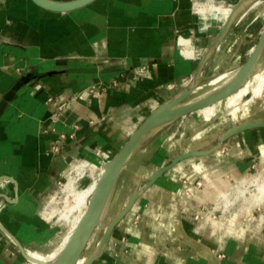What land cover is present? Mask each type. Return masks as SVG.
Instances as JSON below:
<instances>
[{
	"label": "crops",
	"instance_id": "0c3cea01",
	"mask_svg": "<svg viewBox=\"0 0 264 264\" xmlns=\"http://www.w3.org/2000/svg\"><path fill=\"white\" fill-rule=\"evenodd\" d=\"M196 1L96 0L58 13L32 0H0V221L27 253L47 256L60 242L63 231L46 210L75 164L116 153L190 83L211 86L246 62L259 40L254 21L246 20L256 6L245 11L251 1L223 0L236 12L219 36L229 16L199 12ZM263 56L252 86L264 76ZM111 80L117 88L90 93ZM50 97L68 101L60 115ZM242 101L234 108L225 101L209 119L197 112L170 123L136 150L96 233L103 235L140 187L139 197L92 264H264V210L218 227L195 219L207 202L264 172V91L247 106ZM94 117L106 122L91 127ZM241 127L247 129L232 134ZM186 154L148 188L159 170ZM254 165L261 171L248 174ZM26 262L0 228V264Z\"/></svg>",
	"mask_w": 264,
	"mask_h": 264
},
{
	"label": "water",
	"instance_id": "95a60500",
	"mask_svg": "<svg viewBox=\"0 0 264 264\" xmlns=\"http://www.w3.org/2000/svg\"><path fill=\"white\" fill-rule=\"evenodd\" d=\"M32 1L43 9L52 12L67 13L83 8L96 0H75L70 2H56L50 0ZM248 1L257 2L264 0ZM235 12L236 8L232 10L230 17L226 21L219 36H222L228 29ZM263 52L264 30L261 32L259 40L252 49V52L246 62L231 76L228 81L195 100H190V98L199 88V86L195 82L193 84L190 83L187 89L182 91L178 96L158 107L138 126V128L132 133L129 139L119 149L114 158L109 161L104 174L98 181L96 189L89 201V204L81 221L71 235L67 245L64 247L56 260L52 262H45L29 256L22 243L6 229L0 221V228L2 229L4 234L8 236L13 242H15L26 261L34 262L36 264H77L80 256L86 249L93 233L99 226L103 224L118 179L136 150L158 129L190 114L197 113L203 109L216 106L220 102H223L224 100L237 93L254 76ZM204 63L205 60L203 61L202 65ZM245 129H247V127L237 128L233 131L232 134H236ZM189 156V154L181 155L174 159L170 165L159 170L148 184V188L152 186L167 170ZM139 194L140 187L134 193L126 208L123 209L110 223L107 230L103 234L100 243L97 245V247L92 252V255L84 264H92L95 260H98L103 255L112 238L115 228L130 212L134 203L139 197Z\"/></svg>",
	"mask_w": 264,
	"mask_h": 264
},
{
	"label": "bare ground",
	"instance_id": "6f19581e",
	"mask_svg": "<svg viewBox=\"0 0 264 264\" xmlns=\"http://www.w3.org/2000/svg\"><path fill=\"white\" fill-rule=\"evenodd\" d=\"M262 2H264V1L252 2L250 4V6H248V8L245 11H249L250 9H252L253 7L257 6L258 4H260ZM213 4H216L215 0H210L207 3H200L197 0L196 1V8L198 9V11L200 10L199 12H205ZM231 12L229 14V17L231 15ZM263 30H264V28H263ZM187 47L188 46H186L185 49ZM229 76H227V77H229ZM224 78H226V75L219 76V77L215 78L214 80H212L210 82V85H215L218 82L222 81ZM252 82H253V80H252ZM253 84H254V82H253ZM201 87L202 86H200L194 92V94L197 93V91L199 89H201ZM248 89H252L253 98L261 96L263 91H264V76L262 78H260L258 84H256L255 86H252V83L248 82L237 93H235L230 98L226 99L229 101L230 106L233 108L236 107L238 105V101L243 98L244 94L247 92ZM245 105H246V103L245 104L243 103V106H245ZM200 113L205 118L209 119L210 117L217 114L216 113V106L203 109L200 111ZM115 155L116 154L111 155V153L105 152L104 157L98 156L96 162L89 160V159H85L81 163L75 164L73 166V171L76 173L77 179L76 180H72V179L68 180L67 185L64 189V191L66 193L65 208H67V210L64 211L65 210V208H64L63 212L59 214V220L61 219V220L65 221V223L68 226L71 225L70 229L67 232V233H69V235L64 239L59 251L55 255L42 256V255H38L36 253L28 252L29 256L34 257V258L39 259V260H42V261H45V262H52L56 258V256L58 257V255L62 252L64 247L67 245L71 235L75 231L76 227L78 226L79 222L81 221V219H82V217L86 211V209H85V211H83L82 207L87 208L89 201H90V199H91V197H92V195L96 189V186L98 184L99 179L104 174L109 161H111L114 158L113 156H115ZM96 164H98V165H96ZM96 169L97 170L101 169V171L97 177L93 176V173H92V171H94ZM88 172L90 173L92 182L88 186H86L85 188L79 189L77 187V184H79L80 180L82 178H84L86 173H88ZM237 202H241V203H239L240 205L244 204V207L241 206L240 210H247V209L250 210V209H253V208L261 206V205L263 206L264 205V177L262 175L260 176V174H259V177H257L256 179H254L252 181H248L246 179L240 181L236 186L233 187V189L229 193H224L222 195L220 201L218 202V206L219 207L224 206L225 207L224 209L228 210V209H230V207L232 205H235ZM48 212H50V211L48 210ZM102 227H103V224L95 230L92 237L90 238V241H89L86 249L84 250V252L80 256V259H79L77 264L86 263L89 256L87 257L86 260H84V253L87 250L90 242L92 241L96 231ZM105 227L106 226H104V228ZM100 241H99V243H100ZM99 243H97V244H99ZM27 264H36V263L28 261Z\"/></svg>",
	"mask_w": 264,
	"mask_h": 264
},
{
	"label": "rangeland",
	"instance_id": "374dc122",
	"mask_svg": "<svg viewBox=\"0 0 264 264\" xmlns=\"http://www.w3.org/2000/svg\"><path fill=\"white\" fill-rule=\"evenodd\" d=\"M208 1H210V0H207V2ZM215 1H216V4L211 5V7L208 8L207 10L215 9L216 12H219L220 13V16L219 17H222L223 19L226 18V16H229V14L231 12L230 10H232V8L228 7L226 5V2L223 1V0L222 1L221 0H215ZM232 1L233 2H230V3H227V4L234 6L235 0H232ZM223 19H222V21H223ZM246 20H248L249 22L252 21V20L254 21V27L257 28L256 29V38L259 39V37L261 35V31L264 28V2L262 4H260L259 6H256V8L253 9L252 11H250L248 13V15H247ZM200 49H202V48H198V52H200ZM262 60H263L262 62H264V56H263ZM234 73L230 74L229 77H227L228 74H223V75H226V78H224L222 81L218 82L215 85H211V86H209L207 84L206 85H201L202 86L201 89H199L197 91V93H195L194 95H192L191 98H190V100H195V99H197V98L205 95L206 93L210 92L212 89H214L216 87H219L220 85H222L223 83H225L226 81H228ZM220 76H222V75H220ZM260 77L261 76H258L257 78L259 79ZM214 79H211V81L214 80ZM210 82H209V84H210ZM243 97L244 98H242V100H243L242 102H244V104L246 103L245 106L249 105L250 104V101L249 100L252 99V97H253L252 89H248L247 92L244 94ZM225 101L227 102V106L229 107L230 106L229 101L228 100H225ZM225 101L217 104V107L216 108L217 109L220 108L222 110L225 107V105H226V102ZM230 108H233V107L230 106ZM118 151H116V153ZM116 153H111V155H114ZM96 165H98V164H96ZM261 169H262V166H260V165H254L252 167L250 173H248V174H253V175L254 174H257V173H259V171H261ZM100 171H101V169H98V170L96 169V170L92 171L93 176H96L97 177L99 175ZM248 174L242 176L241 178H245V177L250 176ZM261 175L264 177V172H263V174L260 172V176ZM257 177H259V175ZM70 179H72V180H76L77 179V175H76V173L74 171H72L71 173H69L66 177H64L63 181L60 182V184H59L60 188L57 189L58 192H57V194L54 195L55 198H53L51 200V202H50V205H49L50 210L48 208V210L50 212L52 211L51 212V218L53 219V221L56 222V224L59 227H61V229L63 231V234H62L63 236L61 237L60 242L57 244V246L54 249L51 250V252L44 253L46 255L54 254L56 252L57 248L60 246L61 242L63 243L64 239L69 235V233H67V232L70 229L71 225L68 226L65 223V221H63L61 219L59 220V214L62 213L63 210H64V208H65L66 193H65L64 189H65V187L67 185L68 180H70ZM91 180L92 179H91L90 173L88 172V173H86L85 177L80 180L79 184H77V187L79 189L85 188L86 186H88L92 182ZM235 183H236V181L235 182L233 181V184L234 185H235ZM230 191H228V192H230ZM218 202H219V200L212 201V202L209 201V202H207V206L205 208V210H211L210 211V214L207 215L206 217L208 219H211V221L213 222V225L216 226V227H218L219 222L226 223L228 220H232V219L233 220H236V221L237 220H243V222H247L249 216L251 217V216H253V214H257L258 215L259 213H261L264 210V205L263 206L261 205V206L255 207V208L250 209V210L249 209H247V210H240L241 206L244 207V204H241V205L239 204L241 202H237L235 205H232L230 207V209L227 210V209H224L225 208L224 206L219 207L218 206ZM85 209H86V207H82V210L83 211H85ZM48 210H46V214L47 215H50V212H48ZM66 210H67V208H65L64 211H66ZM213 211H214V213H213V215H211ZM238 218H240V219H238ZM260 220H261V224H262L263 223V216L260 217L258 221H260ZM261 224H259V222H258V226H261ZM101 232L98 231L96 233V236L93 237V239L90 242L87 250L84 253V260H86L87 257L90 255V253L93 252L94 249L97 247V245H98L97 243H99V241L101 240V238L103 236V235H100ZM98 235H100V236L98 237ZM57 258L58 257L56 256V258L54 260H56Z\"/></svg>",
	"mask_w": 264,
	"mask_h": 264
},
{
	"label": "built area",
	"instance_id": "2783aa9c",
	"mask_svg": "<svg viewBox=\"0 0 264 264\" xmlns=\"http://www.w3.org/2000/svg\"><path fill=\"white\" fill-rule=\"evenodd\" d=\"M143 70H144V69H143ZM141 72H142V71H141ZM117 87H118V82L115 81V80H111V81H109L108 83L101 82V83H99L98 85H95V84H94V85H92V86L90 87L89 91H90L91 94H96V93L105 94V93H107L108 91H110L111 89H115V88H117ZM74 98L76 99V97H74ZM48 103H52V104H54V105L56 106V107H55V108H56V112L60 115V114L62 113L64 107L67 106L68 101L63 100V101H59V102H58V101L55 100L54 97H50V98L48 99ZM105 122H106V119H105V118L94 117V118H92V119L90 120L89 125H90L91 127H97V126L100 125L101 123H105ZM79 128H80L79 125H75V126H74V129H75V130H78ZM62 137H64V136H62ZM71 137H72V138H75V133H73V134L71 135ZM61 148H62V147H61V142H60V141H57V142L53 145V150L56 151V152H59ZM104 154H105V152L102 151V152H99V153H98V156H99V157H104ZM197 186H198V187H201V183H198ZM206 206H207V205L205 204V205L202 207V209L199 211V213H197V215L195 216V219H196V220L199 221V220L205 218L207 215L210 214V211H211V210H205ZM213 213H214V211L212 212L211 215H213ZM213 253H214V255H215L217 258H219V259L222 258V257H224V255L220 254V253L217 252V251H214Z\"/></svg>",
	"mask_w": 264,
	"mask_h": 264
}]
</instances>
